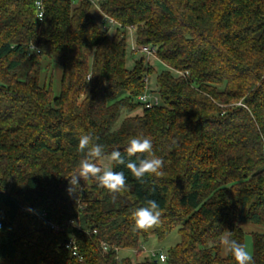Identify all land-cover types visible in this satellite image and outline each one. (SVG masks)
I'll return each instance as SVG.
<instances>
[{
    "label": "trees",
    "instance_id": "obj_1",
    "mask_svg": "<svg viewBox=\"0 0 264 264\" xmlns=\"http://www.w3.org/2000/svg\"><path fill=\"white\" fill-rule=\"evenodd\" d=\"M36 2L0 0V264H158L120 252L139 254L175 229L166 263L235 264L222 237L245 244L243 225L264 227V0H100L121 26L111 37L89 1L42 0L41 19ZM129 27L175 72L157 74L151 109L138 98L156 71L145 57L126 67ZM45 61L62 69L59 96L41 86ZM85 134L126 161L142 158L127 156L128 141L150 137L163 175L140 183L113 163L126 191L113 199L81 180L70 198ZM146 199L159 204L161 226L137 230L131 214ZM252 239L264 264V234Z\"/></svg>",
    "mask_w": 264,
    "mask_h": 264
},
{
    "label": "clouds",
    "instance_id": "obj_2",
    "mask_svg": "<svg viewBox=\"0 0 264 264\" xmlns=\"http://www.w3.org/2000/svg\"><path fill=\"white\" fill-rule=\"evenodd\" d=\"M261 136L264 138V133H261ZM78 148L84 155L79 162V167L67 177L69 187L66 189L69 197L76 200L82 188L81 180H95L97 185L106 189L113 199L116 198V194L127 190L125 173L123 171H114L107 164L101 166L98 161L124 165L140 183L145 182L144 178L148 174H153L157 177L163 175L161 170L164 167V161L153 152L152 139L143 134L132 137L124 149L128 157L142 154V158L137 156V161L131 159L126 161L118 148H114L110 153L106 154L104 146L94 143L90 134L80 136ZM27 211L32 212L33 210L27 209ZM131 215L137 230L148 231L161 226L162 212L157 201L153 199H146L144 206L136 208ZM230 237L231 232L229 231L220 241L223 255H230L234 259L235 264H255L253 255L248 251L247 247Z\"/></svg>",
    "mask_w": 264,
    "mask_h": 264
},
{
    "label": "rangeland",
    "instance_id": "obj_3",
    "mask_svg": "<svg viewBox=\"0 0 264 264\" xmlns=\"http://www.w3.org/2000/svg\"><path fill=\"white\" fill-rule=\"evenodd\" d=\"M92 15L98 19L100 22L102 20V17L97 9H94L92 12ZM109 31V30H108ZM115 29H111L108 32V35L111 37L115 34ZM126 39H127V60H126V67L129 70H132L134 67V64L137 60L144 58L143 54L140 52H135L134 48H137L136 42H135V33H131V31L126 30ZM146 63L149 64L152 68L155 69L156 74H154L152 77L149 78L148 82V92L152 93L153 95L157 96V82L156 77L157 74L162 71H171L175 74L173 70H171L169 67L164 65L162 62H160L157 58H144ZM43 71L41 74V86L48 88L51 87L54 95L59 96L61 91V77H62V69L58 65H51L48 61L43 62ZM178 75V74H177ZM140 115L141 111L137 110L136 112H124L120 115L117 122L115 123L113 129L116 130L120 124L121 121L126 118L127 116H133V115ZM103 165L107 164L109 167H111V164H108L107 161H104L102 163ZM244 233H245V246L247 247L248 251L253 255V239L252 234L259 233L264 234V227L259 225H243L242 226ZM180 242V236L178 234V229H175L166 239L160 241L156 237H151L147 242L142 243L140 250L141 252L137 254L136 251L131 250H123L120 252V258L124 256H129L132 258V261L134 263L143 262L146 259H149L150 261L157 262L158 264H168L166 262L162 263L159 262L157 258L152 257L151 253L156 254H167L168 250L175 247Z\"/></svg>",
    "mask_w": 264,
    "mask_h": 264
},
{
    "label": "built area",
    "instance_id": "obj_4",
    "mask_svg": "<svg viewBox=\"0 0 264 264\" xmlns=\"http://www.w3.org/2000/svg\"><path fill=\"white\" fill-rule=\"evenodd\" d=\"M74 3H79L81 1L84 0H72ZM89 1L93 4V6L95 7V9H97L102 17V20L100 21V25L102 27V29L105 32H109L111 29H115V31L118 28H121V26L116 23L113 19H110L109 17H107L106 15H104L103 13L100 12L99 10V6L98 3L100 0H86ZM36 6L37 9L39 11V18L41 19L43 17V6H42V0H37L36 2ZM109 30V31H108ZM126 30L131 31V33H135L136 28L135 27H129ZM135 52H140L141 54H143V56H145L146 58L150 59V58H157V50L151 47H145V46H137V48H134ZM138 102L141 103V105L144 106V108L146 109H151L154 106H158L160 104V98L156 95H153L152 93H149L148 90L142 94L139 98H138ZM41 218L45 217V214H43L42 216H40ZM70 225H74V222H71ZM52 228H54L55 230H59V228L55 227L54 225L52 226ZM78 228V226H77ZM104 249H107L106 245H103ZM66 248L69 249L72 254L74 256L77 255V249L78 247L76 246L75 242L73 239H70L69 242L66 244ZM152 257H155L158 259L159 262H166L167 261V255L160 253V254H156V253H151ZM161 257H163V259H161Z\"/></svg>",
    "mask_w": 264,
    "mask_h": 264
}]
</instances>
